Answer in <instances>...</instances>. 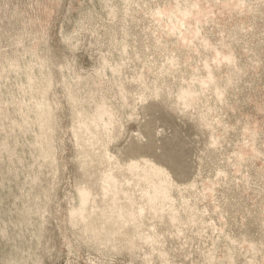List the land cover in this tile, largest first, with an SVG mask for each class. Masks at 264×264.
<instances>
[{"label":"rangeland","instance_id":"1","mask_svg":"<svg viewBox=\"0 0 264 264\" xmlns=\"http://www.w3.org/2000/svg\"><path fill=\"white\" fill-rule=\"evenodd\" d=\"M0 264H264V0H0Z\"/></svg>","mask_w":264,"mask_h":264}]
</instances>
